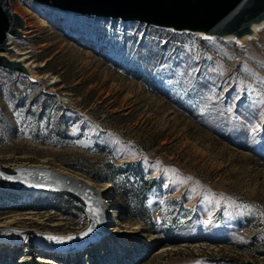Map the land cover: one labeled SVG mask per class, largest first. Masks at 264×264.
Listing matches in <instances>:
<instances>
[{
	"label": "rangeland",
	"instance_id": "rangeland-1",
	"mask_svg": "<svg viewBox=\"0 0 264 264\" xmlns=\"http://www.w3.org/2000/svg\"><path fill=\"white\" fill-rule=\"evenodd\" d=\"M9 3L32 71L0 66V163L88 182L110 224L77 252L0 241V264H264V27L203 38ZM4 221L65 235L88 215L61 193L0 186Z\"/></svg>",
	"mask_w": 264,
	"mask_h": 264
},
{
	"label": "water",
	"instance_id": "water-1",
	"mask_svg": "<svg viewBox=\"0 0 264 264\" xmlns=\"http://www.w3.org/2000/svg\"><path fill=\"white\" fill-rule=\"evenodd\" d=\"M67 11L135 20L148 25L204 32L214 36L250 32L251 24L264 19V0H34ZM23 19L12 11L9 0H0V53L11 52L9 37L21 35ZM0 66L28 73L20 60L0 54ZM0 186L54 191L82 208L88 225L77 233L55 235L0 226V241L60 252H77L109 234L110 214L106 203L88 182L47 167H5L0 163ZM37 237H36V236ZM31 236H34L32 238ZM40 237V238H39ZM54 237L56 239H49Z\"/></svg>",
	"mask_w": 264,
	"mask_h": 264
},
{
	"label": "bare ground",
	"instance_id": "bare-ground-1",
	"mask_svg": "<svg viewBox=\"0 0 264 264\" xmlns=\"http://www.w3.org/2000/svg\"><path fill=\"white\" fill-rule=\"evenodd\" d=\"M21 1H26L28 4H36L37 5V3H35V2H37V1H35L34 2V0H21ZM11 6V5H10ZM13 11V10H12ZM13 12H15V11H13ZM16 13V12H15ZM18 14V13H17ZM19 15V14H18ZM90 16H96V15H90ZM22 18V17H21ZM107 18H113V17H107ZM23 19V18H22ZM113 19H116V20H119V21H125V20H122L121 18H113ZM129 21H135V20H126V22H129ZM23 23H24V20H23ZM151 26H155V25H151ZM23 27V26H22ZM21 27V28H22ZM155 27H157V28H163V29H167V30H172V31H175V32H190V33H194V34H198V35H200L201 37H203V38H208V37H212L213 35H210V34H207V33H204V32H193V31H188V30H174V29H172V28H165V27H159V26H155ZM264 27V19H262V20H260V21H258V22H253L252 24H251V30H250V32H248V33H246V34H244L243 36H240V37H237V36H235V35H233V34H228V35H223V36H220V37H222V38H224V39H233V40H237V41H245V40H247V39H250V38H254V37H256L257 35H258V32H259V30L261 29V28H263ZM21 28H20V30H21ZM21 33H22V31H21ZM12 38H15L14 36H10L9 37V48H12L13 50L11 51V52H1L0 54L2 55H6V56H8L9 55V53H13V54H15V55H17V54H19L20 56H22L21 58H18V57H9L10 59H16V60H20V61H22L23 63H24V65L28 68V69H30L31 70V66L29 65V63L27 64L24 60L25 59H27V57L28 56H24L25 54H27V52H19V51H17V49H15L13 46H11L12 45ZM19 52V53H18ZM35 66V65H34ZM30 67V68H29ZM32 71V70H31ZM107 185V184H106ZM6 188H9V187H6ZM54 192V191H53ZM12 220H14V219H12ZM9 221H11V220H9ZM9 221H7V222H9ZM16 221V220H15ZM18 221H20V220H18ZM6 221H4V222H0V226H6V223H7ZM102 239V238H101Z\"/></svg>",
	"mask_w": 264,
	"mask_h": 264
},
{
	"label": "trees",
	"instance_id": "trees-1",
	"mask_svg": "<svg viewBox=\"0 0 264 264\" xmlns=\"http://www.w3.org/2000/svg\"><path fill=\"white\" fill-rule=\"evenodd\" d=\"M108 179H109V182L115 183V180H114L113 177H110V178H108ZM64 260H65V259H64ZM57 261H58V262H62V258H58ZM69 262H73V264H78V263H77L78 260H76V258H72V259H70ZM32 264H51V263H50V262H42V261H33ZM65 264H69V263H68V260H67V261L65 260Z\"/></svg>",
	"mask_w": 264,
	"mask_h": 264
},
{
	"label": "snow or ice",
	"instance_id": "snow-or-ice-1",
	"mask_svg": "<svg viewBox=\"0 0 264 264\" xmlns=\"http://www.w3.org/2000/svg\"><path fill=\"white\" fill-rule=\"evenodd\" d=\"M49 239H56V238H54V237H50Z\"/></svg>",
	"mask_w": 264,
	"mask_h": 264
}]
</instances>
